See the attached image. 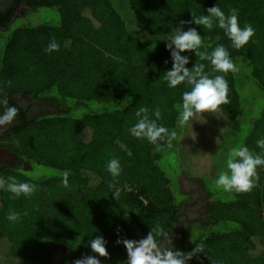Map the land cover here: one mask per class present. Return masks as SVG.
I'll list each match as a JSON object with an SVG mask.
<instances>
[{
  "label": "trees",
  "instance_id": "1",
  "mask_svg": "<svg viewBox=\"0 0 264 264\" xmlns=\"http://www.w3.org/2000/svg\"><path fill=\"white\" fill-rule=\"evenodd\" d=\"M23 2V14L0 31V44L6 40L0 51V88L5 94L51 103L57 111L23 123L6 139L10 151L30 169H4L0 177L14 176L38 190L30 198L16 199L0 190V262L73 264L85 255L97 256L89 242L102 236L109 257L97 256L101 264H127V250L117 240L143 239L157 223L167 233L177 229L188 200L177 197L183 195L180 180L194 178L193 171L202 164L207 171L197 180L206 194V216L190 223L182 245L174 248L189 253L203 244L202 253L187 264H264V166L257 169L259 186L250 193L226 192L213 183L220 173L214 160L231 149L244 146L264 155L257 145L264 138V0ZM217 5L226 15L237 9L240 27L254 28L243 48L235 49L215 24L209 30L191 23L192 12L206 15ZM40 9L57 20L33 24L26 19L28 11L36 14ZM180 27L196 28L201 51L211 54L223 45L236 66L224 74L215 72L209 61H199L210 78L225 75L229 102L185 126L178 118L183 93L191 86L171 88L162 79L173 67L165 40ZM53 38L59 51L48 53L45 48ZM181 55L189 59V69L198 62L195 52ZM142 106L149 108L152 119L158 108L157 123L176 131L171 147L161 142L157 149L130 134ZM117 139L131 156L118 147ZM204 153L208 158H200ZM180 154L193 171L184 170ZM168 155H179L180 173L169 172ZM113 158L122 168L115 180L107 171ZM37 167L47 172L35 176ZM115 189L120 191L118 200ZM223 194L232 200L223 201ZM10 210L21 218L9 221ZM192 235L193 244L186 243Z\"/></svg>",
  "mask_w": 264,
  "mask_h": 264
},
{
  "label": "clouds",
  "instance_id": "2",
  "mask_svg": "<svg viewBox=\"0 0 264 264\" xmlns=\"http://www.w3.org/2000/svg\"><path fill=\"white\" fill-rule=\"evenodd\" d=\"M206 15L197 16L192 12L194 23L197 26H203L209 30L214 24L222 29L225 35L232 42V46L239 50L246 46L255 35V30L251 24H245L240 27L238 19V10L230 8L226 15L217 5L207 9ZM185 22L181 21V25ZM220 37L217 36V40ZM167 48L171 53L173 67L167 71L162 79L167 81L168 86L176 88L177 86L187 83L191 86L190 91H185L182 96V111L178 118L180 126L187 125L196 117L205 113L215 114L221 105L227 104L228 101V83L225 75H216L214 78L205 72V65L199 61H209L212 69L217 73L227 74L236 71V66L230 58L228 50L223 45H218L209 54L207 51H201L202 36L196 28H189L187 31L183 27L177 28L167 38ZM59 44L53 38L45 51L52 53L59 51ZM195 52L198 62L192 69L186 67L189 59L181 53ZM11 86V81H8ZM178 108L181 106L178 105ZM149 108L139 107L135 115L137 122L129 129L130 134L140 140H147L149 143L161 147V142H166L168 147L172 146L173 140L176 139L175 130L159 125L157 120L161 119V112L157 108L154 112L156 119L149 116ZM19 109L16 106H10L9 99L3 94L0 88V127L11 126L18 115ZM118 147L132 155L130 149L117 139ZM259 148L264 149V138L257 141ZM227 172H220L214 183L218 188L226 192L250 193L254 188L259 186V174L257 169L264 166V155L256 154L247 147L237 146L230 150L226 161ZM107 171L115 180L122 172L118 159L113 158L107 163ZM114 183H109V188H114ZM0 190H5L12 194L11 198L16 199L21 195L31 197L38 189L35 184L18 182L14 176H8L6 179L0 177ZM114 196L118 200L120 196L119 189H115ZM27 215V213H24ZM21 218V213L10 210L7 219L16 222ZM118 244H123L127 250V264H187L194 256L202 253L203 244L196 245L194 250L189 253L176 250L173 247L170 234L167 233L160 224H155L147 236L140 240L118 239ZM91 250L99 257L108 258L109 253L106 248V241L102 236L90 240ZM97 256L85 255L77 259L73 264H101Z\"/></svg>",
  "mask_w": 264,
  "mask_h": 264
},
{
  "label": "flooded vegetation",
  "instance_id": "3",
  "mask_svg": "<svg viewBox=\"0 0 264 264\" xmlns=\"http://www.w3.org/2000/svg\"><path fill=\"white\" fill-rule=\"evenodd\" d=\"M19 0H0V31L7 30L9 25L8 21L12 15L18 11L16 17L21 16L26 8L23 0L21 4ZM14 18V19H15ZM5 94V93H3ZM9 99L10 106H16L19 109L18 115L11 126L0 127V172L4 169H10L13 167L21 166L25 170H29L30 167L27 162L17 158L8 148L6 141L11 131L22 125L25 122L32 121L38 116L56 112L57 108L51 103L42 101L24 94H6ZM188 192L183 194L188 195L187 202L183 205L181 211V217L178 228L171 231L170 238L173 242V247L177 244L182 245L185 232L190 223L196 220L205 218V192L201 189L200 183L191 181Z\"/></svg>",
  "mask_w": 264,
  "mask_h": 264
},
{
  "label": "rangeland",
  "instance_id": "4",
  "mask_svg": "<svg viewBox=\"0 0 264 264\" xmlns=\"http://www.w3.org/2000/svg\"><path fill=\"white\" fill-rule=\"evenodd\" d=\"M33 13V14H32ZM53 18V20H57L56 19V17L54 16H52V14L51 13H47V14H45V12H44V10H41L40 9V11H38V13H36V14H34V12H31V11H28V13L26 14V19L27 20H30V21H32V23L34 24L35 22H41V21H49V19H52ZM32 19V20H31ZM27 20H24V21H27ZM55 21H53V22H55ZM28 22V21H27ZM30 23V22H29ZM11 32V31H10ZM6 41V40H5ZM5 41L3 42V40L1 41V44H0V51H1V49H3L4 47V44H5ZM258 104L259 105H261V103L260 102H258ZM259 110H260V108H259ZM191 134H188V137L190 136ZM205 154V153H204ZM203 154V156H200V158H208V154H205L204 155ZM169 156V155H168ZM178 156L179 155H177L176 157H174V156H169V162H168V164H167V166L169 167V172H171L173 175H174V172L175 173H180V168H182V167H179L178 166V163H177V160H178ZM180 158H181V163L183 164V168H184V170L186 171V172H189V171H193V168L190 166V161L186 158V156L185 155H183V154H180ZM214 158V157H213ZM227 158H228V154H225L223 157H220L219 158V160H217L216 161V159L214 160V162H216V164H215V168H217V169H219V172H221V171H224L227 167H226V161H227ZM187 163H189V164H187ZM196 163H197V161H196ZM171 165H172V168L173 169H171L170 167H171ZM207 171V167L205 166V165H202V164H200L199 165V168L197 169H195L194 171H193V175H196L194 178H193V176H189V177H185V176H183L182 178H181V180H180V188H181V192L182 193H185V192H188V190H189V186H191V181H196V182H198V183H200L197 179L199 178V177H201L205 172ZM47 172V170L44 168V167H37V169L35 170V171H33V174L35 175V176H41V175H43L44 173H46ZM183 172V170H181V173ZM171 174V175H172ZM182 175V174H181ZM214 183V182H213ZM215 184V183H214ZM177 197L179 198V200H181V199H183V200H185V199H187L188 198V195H186V194H183V195H180L179 193L177 194ZM232 196L231 195H227V196H225L224 194L223 195H221V197H220V199H222L223 201H230V200H232V198H231ZM193 240H194V237H193V235L192 236H189L188 238H187V241H186V243L188 242V243H191V244H193ZM0 264H6V262L4 261H1L0 262Z\"/></svg>",
  "mask_w": 264,
  "mask_h": 264
},
{
  "label": "water",
  "instance_id": "5",
  "mask_svg": "<svg viewBox=\"0 0 264 264\" xmlns=\"http://www.w3.org/2000/svg\"><path fill=\"white\" fill-rule=\"evenodd\" d=\"M21 2H22V0H19V1H18L19 4H21ZM18 11H19V10H18ZM18 11H16V12L12 15L11 19L8 21L7 24H9L11 21L14 20L15 16H17V14H18Z\"/></svg>",
  "mask_w": 264,
  "mask_h": 264
}]
</instances>
